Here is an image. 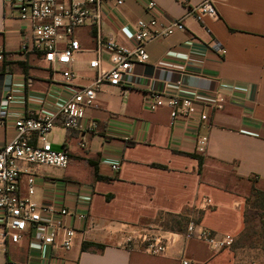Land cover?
I'll list each match as a JSON object with an SVG mask.
<instances>
[{
  "label": "crops",
  "instance_id": "obj_1",
  "mask_svg": "<svg viewBox=\"0 0 264 264\" xmlns=\"http://www.w3.org/2000/svg\"><path fill=\"white\" fill-rule=\"evenodd\" d=\"M115 1L105 0L103 32L133 46L128 24L148 18L143 1L123 0L111 10ZM154 1L165 18L177 19L203 0ZM215 5L218 18L198 22L187 17L184 30L147 44L151 63L135 65L132 85L98 90L96 106L85 111L87 120L98 122L97 130L67 129L57 117L50 140L55 149L68 151L69 164L41 167L32 199L84 213L86 219L77 223L69 250L61 246V237L41 244L28 231L18 243L6 241L0 264H179L182 253L193 264L248 262L243 247L234 244L246 226L251 185L264 192V0H217ZM27 28L0 0V147L16 135L15 120L57 114L70 94L93 77L88 67L95 56L92 26L74 32L82 48L71 65L78 75L74 85L53 78L40 57L20 54ZM109 57L105 52L104 61ZM152 91L194 98L208 120L198 132L185 118L172 126L168 107L146 108ZM216 98L224 100L221 109L213 107ZM198 135L208 137L205 153L197 151ZM96 171L106 179L97 178ZM20 192L27 193L26 175ZM169 215L195 219L219 237L231 236L234 246L216 251L196 239L177 241L155 256L139 243L127 248L117 232L125 225L155 227ZM65 223L74 225V218Z\"/></svg>",
  "mask_w": 264,
  "mask_h": 264
},
{
  "label": "built area",
  "instance_id": "obj_2",
  "mask_svg": "<svg viewBox=\"0 0 264 264\" xmlns=\"http://www.w3.org/2000/svg\"><path fill=\"white\" fill-rule=\"evenodd\" d=\"M148 18H139L134 24H128L133 46L119 44L103 32V12L105 0H5V5L15 9L18 18L28 25L22 35L19 52L24 56H37L50 70L53 78L60 76L63 83L76 84L78 75L71 68L76 55L82 51L81 44L74 32L84 26L95 29V56L88 61L93 72L88 85L79 86L63 102L57 114H44L38 117L23 116L15 120L16 135L0 147V214L4 230L0 232V250L7 240L18 243L28 231L33 240L41 244H54L61 237V246L69 250L77 232V223L85 220L84 213L72 211L54 203H37L32 199L35 193V174L41 167L65 169L69 164L66 149H55L50 134L58 125L81 133H90L98 129L95 120H87V107L96 106L98 90L104 86L132 85L131 76L136 64H150L151 58L146 46L152 41L165 38L176 31L185 29L184 20L192 17L203 22L206 17L218 18L217 0H203L187 8L186 14L177 19L165 18L154 0H142ZM116 0L110 9L123 5ZM107 52L110 57L104 61ZM4 60V49L0 46V63ZM11 100L12 96L9 95ZM223 98H216L213 107L221 109ZM146 108L154 111L160 107L170 109L171 125L178 118L191 121L196 132L201 122L208 120V114L201 109L194 98L166 95L152 91L145 98ZM208 137L197 136V151L205 153ZM85 147V143L81 144ZM115 168V166H114ZM27 176V193L20 192L21 176ZM206 203V202H205ZM74 218V225H67L65 219ZM39 227L43 229L40 230ZM117 232L123 235L124 245L130 248L139 243L143 249L155 256L167 253L170 245L177 241L199 240L212 249L219 251L234 243L231 236L219 237L207 228L200 227L190 219L183 232L160 230L152 226H119ZM7 264H17L9 261ZM179 264H193L182 253ZM246 264H264L249 260Z\"/></svg>",
  "mask_w": 264,
  "mask_h": 264
},
{
  "label": "rangeland",
  "instance_id": "obj_3",
  "mask_svg": "<svg viewBox=\"0 0 264 264\" xmlns=\"http://www.w3.org/2000/svg\"><path fill=\"white\" fill-rule=\"evenodd\" d=\"M247 192L246 197L249 195ZM170 216L162 218L155 228L160 230L179 232L175 223L171 221ZM195 220V219H193ZM174 227V228H173ZM172 228V229H171ZM236 246L243 247L242 253H245V258L249 260H257L264 263V217L261 218L257 211L249 210V218L247 228L244 233V238L240 242H235ZM233 245V246H234Z\"/></svg>",
  "mask_w": 264,
  "mask_h": 264
},
{
  "label": "trees",
  "instance_id": "obj_4",
  "mask_svg": "<svg viewBox=\"0 0 264 264\" xmlns=\"http://www.w3.org/2000/svg\"><path fill=\"white\" fill-rule=\"evenodd\" d=\"M96 177L99 179H106L98 175L97 171H96ZM249 210L257 211L259 217L261 218L264 217V192L256 188L254 184L251 185L250 193L246 197V209H245L246 226L243 232H241V234L236 239L237 243L240 242V240L242 239V236L244 238V233L247 228V223H248V218H249ZM169 216L172 217L171 221L175 223V226H177L179 232L185 231L187 223L189 221L187 217L180 216V215H169ZM86 246L87 244L83 248H86ZM99 247L102 248V246H99Z\"/></svg>",
  "mask_w": 264,
  "mask_h": 264
}]
</instances>
